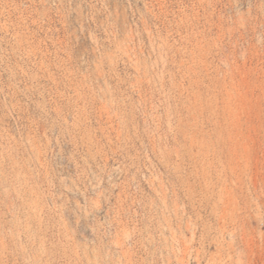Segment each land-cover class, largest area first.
Segmentation results:
<instances>
[{
	"label": "rangeland",
	"instance_id": "rangeland-1",
	"mask_svg": "<svg viewBox=\"0 0 264 264\" xmlns=\"http://www.w3.org/2000/svg\"><path fill=\"white\" fill-rule=\"evenodd\" d=\"M0 264H264V0H0Z\"/></svg>",
	"mask_w": 264,
	"mask_h": 264
}]
</instances>
